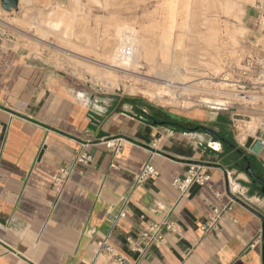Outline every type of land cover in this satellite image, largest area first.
Here are the masks:
<instances>
[{"label":"crops","instance_id":"0c3cea01","mask_svg":"<svg viewBox=\"0 0 264 264\" xmlns=\"http://www.w3.org/2000/svg\"><path fill=\"white\" fill-rule=\"evenodd\" d=\"M243 26L264 55V6H247ZM22 43L0 29V264H121L105 245L126 264H264L263 186L245 163L264 180V149L248 151L223 117L210 129L192 112L185 118L200 127L182 128L137 101L80 98ZM80 153L93 161L78 164ZM193 164L210 185L182 196L173 181ZM146 166L157 175L136 184ZM61 170L70 174L58 188ZM222 209L216 227L204 229ZM165 222L174 230L159 247L129 249L127 238Z\"/></svg>","mask_w":264,"mask_h":264},{"label":"rangeland","instance_id":"374dc122","mask_svg":"<svg viewBox=\"0 0 264 264\" xmlns=\"http://www.w3.org/2000/svg\"><path fill=\"white\" fill-rule=\"evenodd\" d=\"M173 1L55 0L37 6L33 0H18L19 8L7 12L2 9L0 0V29L20 38L22 45L34 52L41 64L67 77L74 89L72 93L80 98L89 94L137 101L148 111L158 109L159 115L175 121H187L185 116L200 112L207 116L202 126L210 129L217 128L215 118L219 121V117H223L222 121L232 125L228 127L229 132L236 137L240 134L239 143L245 147L250 140L248 136L255 137L257 131L264 127V100L253 104L235 97L231 99L235 104L219 111L205 107L202 102L204 99L218 100L217 103L223 105L225 97L208 91L218 89L220 83L226 93L243 95L223 84V71L228 64L242 66L249 56L262 53L258 52V45L254 46V39L247 35L248 31L243 26L246 7L257 4V0H192L194 4L190 0L189 13L192 14L188 19V32H181L185 18L182 6L186 0H177L181 13L177 11V28L172 33L175 38H171H186L182 63L173 57V54L182 52V48L169 50V53L165 51V54L160 51L161 32L167 26L171 13L169 4ZM50 15L51 21L47 25L45 22ZM61 23L68 28L67 32L59 31L57 26ZM131 37L138 46L137 57L134 65L125 68L126 73L122 64L108 59L107 54H119L121 46L131 41ZM99 62L114 67L112 73L116 85L106 78L109 70L101 68ZM167 83H173L182 90L169 88ZM159 92L161 97L157 96ZM249 95L264 97V89ZM233 114L241 116H234L232 121ZM253 122L256 123L255 131L248 130ZM240 127L241 133L238 132Z\"/></svg>","mask_w":264,"mask_h":264},{"label":"built area","instance_id":"2783aa9c","mask_svg":"<svg viewBox=\"0 0 264 264\" xmlns=\"http://www.w3.org/2000/svg\"><path fill=\"white\" fill-rule=\"evenodd\" d=\"M258 6H264V0H257ZM127 56L133 55V51L131 49L126 50ZM223 79L225 86H227L232 91H239L240 96H250L249 93H260L264 89V55L255 53L247 58L244 61V65L237 66L235 64H228L224 67L223 71ZM167 87L169 88H179L177 85L173 83H167ZM225 99V100H224ZM224 102H227V106L219 107L217 110L230 108L232 106V100L228 98H224ZM202 104L206 106L203 102ZM229 105V106H228ZM213 108V107H212ZM107 148H115L118 151L122 148L121 140H108L105 142ZM217 144H215L216 146ZM221 145H218V148L212 147L213 150L217 151L220 149ZM93 161V157L88 153H80L77 156L76 162L82 165H89ZM68 170H61L60 175L55 179V186L60 188L67 177L69 176ZM157 175V172L154 167L146 166L142 172L136 177V184H142L150 178H153ZM1 180V179H0ZM210 176L207 175L203 167L198 164L190 165V168L187 172V175L183 179H175L173 181V186L179 191L182 196L188 194L190 188L194 185L200 186H208L210 185ZM59 191V190H57ZM225 209L215 210L214 217L212 220L205 226L204 229H213L219 223L220 218L224 214ZM126 216L125 211H122L120 214V218ZM174 230V223L165 222L163 224H153L150 227L142 230L136 237H129L126 240V244L129 249L140 255H144L151 247H159L163 241L165 240V232H172ZM257 243V242H256ZM256 243L252 245V247L256 246ZM105 245V244H104ZM106 252L110 253L118 263L126 264V260L120 257L118 254H115L113 249L107 245H105Z\"/></svg>","mask_w":264,"mask_h":264},{"label":"bare ground","instance_id":"6f19581e","mask_svg":"<svg viewBox=\"0 0 264 264\" xmlns=\"http://www.w3.org/2000/svg\"><path fill=\"white\" fill-rule=\"evenodd\" d=\"M165 1H168V0H165ZM179 1H181V0H179ZM183 1V0H182ZM193 1L191 0V3H192ZM178 3V1L177 0H174L173 2H172V4H169L170 6H169V8H170V10H171V13H170V15L168 16V21H167V26L163 29V32H161L162 34H161V37H160V47H161V50L160 51H162L161 53H163V54H165V51H169V50H175V49H177V48H182V52H178V53H175V54H173L174 56V58L177 60V61H180L181 63L183 62V60H184V58H185V56H184V52H185V50H184V45H183V41L186 39H184L183 40V37H178L176 40H172V38H171V36H173L172 35V33H173V31H174V28L177 26V11L179 10L178 9V7H177V4ZM160 4H163V2L161 3V1H160ZM192 4H194V2L192 3ZM195 6V5H194ZM160 7H162V5L160 6ZM181 7V6H180ZM189 7H190V0H186L184 3H183V6H182V10L184 9V11H185V18L182 20V22H183V30L181 31V32H188V26H187V24H188V19L190 20V14H192V13H189L190 12V9H189ZM163 8V7H162ZM192 8V7H191ZM188 9H189V11H188ZM168 10V9H167ZM80 11V10H79ZM164 11V10H163ZM76 12H78V10L76 11ZM178 12H180V11H178ZM181 13V12H180ZM163 15V14H162ZM39 16H42V14L41 15H39ZM51 16L52 15H50V16H48L49 17V19H48V21H46L45 22V24H47V25H49L50 24V21H51ZM167 15H165V17H166ZM190 17V18H189ZM193 18V17H192ZM76 19V17L74 18V20ZM83 19V18H82ZM41 20V19H40ZM78 20V19H77ZM180 20V19H179ZM42 22V21H41ZM179 22H181V21H179ZM191 22V21H190ZM41 24V23H40ZM73 24V23H72ZM41 25H43V24H41ZM166 25V24H165ZM179 26V25H178ZM180 26H181V23H180ZM40 27V26H39ZM57 27H59V31L60 32H62V33H65V32H67L68 31V28L63 24V23H61L60 25H58ZM181 27V28H182ZM177 28V27H176ZM178 29H180V28H178ZM174 34H175V32H174ZM177 35H178V33H176ZM187 34V33H186ZM185 34V35H186ZM184 35V34H183ZM179 36H181V34L179 35ZM86 37V36H85ZM85 37H84V39H85ZM174 37V36H173ZM88 38V37H87ZM175 38V37H174ZM131 39V41L130 40H128V42H127V44H125V45H123V46H121V48L118 50L119 51V54H117V53H114V52H111V53H108L107 54V58L108 59H111V60H113L114 62H116V63H120V64H122V66H123V68H122V70L124 71V72H126L127 73V71H126V67H128L129 65H134V63H135V58L137 57V49H138V46H137V43L134 41V38L132 39V37L130 38ZM211 41H212V39H210ZM86 41V40H85ZM185 43V42H184ZM87 44V43H86ZM97 44H98V42H97ZM187 46V45H186ZM87 47V46H86ZM186 48V47H185ZM189 48V47H188ZM127 49H131L133 52H134V54L133 55H131V56H127V54H126V50ZM61 50H63V49H61ZM80 50V49H79ZM91 50H93V49H91ZM184 51V52H183ZM62 52H65V51H62ZM169 52H171V51H169ZM168 52V53H169ZM69 53V52H68ZM186 53V52H185ZM71 54V53H70ZM72 55V54H71ZM70 55V56H71ZM167 55V54H166ZM166 55H164V57L166 56ZM171 55V54H170ZM80 56V55H79ZM73 57V56H72ZM82 57V56H81ZM162 57H163V55H162ZM171 57V56H170ZM77 58H78V56H77ZM86 58V57H85ZM83 59V58H82ZM77 60V59H76ZM79 60H81L80 58H79ZM164 60H165V58H164ZM166 60H167V58H166ZM84 61V60H83ZM93 63H94V61H93ZM97 63V62H96ZM100 64H99V66H101V68L103 67V68H105V70H109L108 71V73L105 75L106 76V78L110 81V83H112L113 85H116L115 83L117 82L116 80H115V75L113 76V73H112V71H113V69H114V67L111 65V64H108V63H101V62H99ZM81 64H83V63H81ZM80 64V65H81ZM89 64V63H88ZM180 64V63H179ZM80 65H77V66H80ZM92 65H94V64H92ZM96 65V64H95ZM97 65H98V63H97ZM182 65V64H181ZM82 66V65H81ZM80 66V67H81ZM86 66V65H85ZM185 66V65H184ZM84 67V66H83ZM89 67V66H88ZM78 68V67H77ZM93 68V67H92ZM86 69V68H85ZM87 70V69H86ZM89 70V69H88ZM90 71V70H89ZM94 72V71H93ZM96 72V71H95ZM97 73V72H96ZM130 73V72H129ZM128 73V74H129ZM95 74V73H94ZM132 75V74H131ZM135 75V74H134ZM196 82V81H195ZM193 84V83H192ZM224 84V83H223ZM184 86V85H183ZM189 86V85H188ZM191 86V85H190ZM165 88V87H164ZM158 89V88H157ZM159 89H160V87H159ZM166 89V88H165ZM164 89V90H165ZM187 89V88H186ZM191 89H192V87H191ZM196 89V88H195ZM163 90V89H162ZM199 90V89H198ZM160 91V90H159ZM192 91V90H191ZM208 91H210L211 93H213V94H215V95H217V96H220V97H225V98H228V99H233V98H235V97H237L238 99L239 98H241V100H246V101H248V102H253V104L255 103V102H257V101H260V100H264V97H261V96H255V95H250V96H240V95H232V94H230V93H226L224 90H223V85H222V83H220V87L218 88V89H215V90H208ZM193 92V91H192ZM195 92V91H194ZM158 93V92H157ZM156 93V94H157ZM152 94V93H151ZM155 94V95H156ZM165 94V93H164ZM254 94V93H253ZM154 95V96H155ZM158 95H160L159 97H161L162 95L160 94V92H159V94H157V96ZM152 96V95H151ZM217 102H219L218 100L217 101H211V100H209V99H204V101H203V103L205 104V105H207V106H209V107H213V108H219V107H223V106H227L226 105V103L227 102H224V101H222L223 102V105L222 104H219V103H217ZM232 104H235V103H232ZM239 104V103H238ZM242 104H244V103H242ZM241 105V104H240ZM229 106V105H228ZM228 110V109H227ZM255 122H253V123H251V124H249V129L248 130H254L255 131V129H256V126H255ZM239 131H240V133H241V131H242V129H241V127L239 128Z\"/></svg>","mask_w":264,"mask_h":264},{"label":"water","instance_id":"95a60500","mask_svg":"<svg viewBox=\"0 0 264 264\" xmlns=\"http://www.w3.org/2000/svg\"><path fill=\"white\" fill-rule=\"evenodd\" d=\"M1 7L7 12H11L19 8V2L18 0H1ZM209 109L217 110V108L212 107H210ZM207 132L210 134H214L210 130H207ZM245 148L256 156L260 155V153L264 149V130H258L255 137L248 140ZM247 172L255 181L262 184V192L264 193V180L254 176L251 164L248 165Z\"/></svg>","mask_w":264,"mask_h":264},{"label":"trees","instance_id":"16d2710c","mask_svg":"<svg viewBox=\"0 0 264 264\" xmlns=\"http://www.w3.org/2000/svg\"><path fill=\"white\" fill-rule=\"evenodd\" d=\"M177 122V126L182 127V128H188V127H195V128H199L200 126H198V124H192L188 121H184V120H178V121H174ZM189 125V126H187Z\"/></svg>","mask_w":264,"mask_h":264},{"label":"flooded vegetation","instance_id":"af4514ba","mask_svg":"<svg viewBox=\"0 0 264 264\" xmlns=\"http://www.w3.org/2000/svg\"><path fill=\"white\" fill-rule=\"evenodd\" d=\"M173 124L177 125L178 123L173 121ZM248 162H249V164H251V166H252V170L254 171V167H253V164H252V162H251V161H249V160H248V161H245V163H246V164H248ZM254 173H255V172H254ZM255 175H256V174H255ZM256 176L260 178V176H259V175H256Z\"/></svg>","mask_w":264,"mask_h":264}]
</instances>
